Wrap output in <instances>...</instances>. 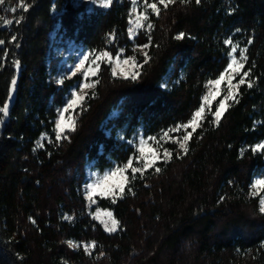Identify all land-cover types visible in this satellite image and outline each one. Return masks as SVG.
<instances>
[{"label": "trees", "instance_id": "obj_1", "mask_svg": "<svg viewBox=\"0 0 264 264\" xmlns=\"http://www.w3.org/2000/svg\"><path fill=\"white\" fill-rule=\"evenodd\" d=\"M131 10V0L107 9L78 0L0 4V17L13 21L0 19V107L15 94L10 116L0 113V264H264V212L253 191L264 155L252 151L264 142V0H176L135 41ZM229 38L247 47L243 71L250 75L238 102L218 125L207 114L186 154L169 145L172 157L155 166L159 173H128L120 199L98 198V209L119 221V231L107 233L85 197L88 165L101 173L124 166L137 155L128 143L137 130L157 137L186 124L227 66ZM69 44L124 51L141 69L135 80L122 78L103 62L75 111V131L57 141L59 110L81 79L57 83L56 48ZM145 44L147 63L135 50Z\"/></svg>", "mask_w": 264, "mask_h": 264}, {"label": "snow or ice", "instance_id": "obj_2", "mask_svg": "<svg viewBox=\"0 0 264 264\" xmlns=\"http://www.w3.org/2000/svg\"><path fill=\"white\" fill-rule=\"evenodd\" d=\"M176 2V0H157V2H153V3H147V0H145V5L147 9H151V11L157 15H159V8L157 6V4L163 5L164 8H167L170 4H174ZM182 3L187 2V0H181ZM201 2V0H196V3L199 4ZM3 3V0H0V4ZM99 3L104 7V8H108L109 6L112 5L113 0H99ZM133 3H135V0H133ZM25 11L27 10V8L25 7L24 9ZM11 11L15 12L16 9H11ZM133 11H136V9L134 8ZM0 19H3V23L4 25H10L13 23L12 20L9 19H5L0 17ZM148 20V15L141 13L140 15H138L136 17V19L134 21H132V25L133 27L129 29V32H133L135 29L137 28H141L144 27V24L142 23L143 21H147ZM18 22V21H17ZM147 27L149 29L152 28V25L149 23L147 24ZM185 36L184 33H180L176 38L177 39H183ZM17 38L15 36L12 37V40L15 41ZM149 42H151V36H149ZM5 43V41L0 40V45H3ZM226 44H229L231 46V50L228 53L229 55V62L227 63L226 68L224 69L223 72L220 73L219 77L217 79H213L210 80L208 83L209 85L213 86V90H210L208 95H205L203 97V103L200 105V107L195 111V113L192 115L191 119L184 125L179 126L182 127L185 130V134L182 137V140H177V142L179 143V147L181 149H183L184 153L186 154L188 149L186 147L187 142L190 140V138L193 135V132H195V130L200 126L201 121L204 119V115H205V111H206V107L208 108V111L210 112V114L212 115V117L214 118V122L218 125L220 123L221 117L223 112L229 107V104L227 103L229 100H232L233 102H238V100L236 99V91L239 88L240 85L245 84L246 83V78L249 77L250 73L249 71H243L241 74V69H243L244 67V62L247 61V56H246V52L247 49L246 48H239L238 45H234L232 44L231 41L226 40L225 41ZM249 43H251V41H249ZM149 47V44H145L142 46L143 49H147ZM239 52V58H237L236 53ZM108 53H101V56H107ZM101 57L97 56L96 60H99ZM144 58H145V63L148 62V60L150 59L149 54L145 51L144 52ZM88 59V56H84L83 59H81L80 63L75 65V68L77 71H79L82 67V65L84 64V62ZM127 63V61H125ZM93 63H95V61H93ZM16 66L19 67V61L16 62ZM99 67V65H97V68ZM75 75V73H73ZM115 74V72H114ZM84 76V82L80 83L78 85V87L81 89V91L83 89H86L88 87H91L92 85L90 83L87 82L88 80V73L85 72L83 73ZM138 73H132L131 78L133 80L137 79ZM239 76V80L236 84H233V80L235 79V77ZM227 83V94L223 96V99H221L218 103V105L216 106V109L214 112L211 111V103L214 100V98L216 96H218L221 92L220 89V85L222 82ZM13 88L16 85V80L15 78L12 79L11 81ZM58 83H63V81H58ZM247 86L248 87H252V83L251 81H247ZM86 93L85 94H80V92L77 91H73L71 93V98L69 100L66 101L65 106L62 108V110L59 111V118L56 121V140L59 141L62 138H66L65 133L69 132V131H75V120L72 119V114L75 113L76 107L78 105H80L86 97ZM95 95V93H93V96ZM8 104H4L3 107H0V113H3L5 116L8 115ZM66 120L68 121V123L66 124ZM0 122H2V120H0ZM179 127L176 129H173V131H179ZM188 129H191L192 131H187ZM168 133H165V136H167ZM151 139V138H150ZM146 141H141V146L139 148V152H140V159L143 160V165L142 167H133L132 163L133 161L130 159L123 168L121 167H116L114 169H110L108 172H106L105 174H103L102 177L97 178L93 183L87 184L86 185V192H87V199L91 202H95L93 200L94 195L100 194L103 195L105 193H111L113 196H116L117 194H123L125 191V183L127 181V177L125 176V173L128 169L131 170L132 179L136 178V174L140 173L141 175L144 174V172H146V170L150 169V168H154L155 172L159 173L161 171V169L159 167H155L156 161L157 160H161L163 159L165 162L171 158V153L165 149L163 156H160L159 153L156 152L155 149L152 150L153 155L152 158L149 159L147 157L144 156V145H145ZM261 149H264V144H257L252 151L256 152L259 151ZM120 176L123 178V182L120 183H109V181L112 180V178ZM257 185H264V180H257L256 181ZM100 190L99 193L97 190ZM129 191H131V189L129 188ZM221 199H223V197H221ZM115 202V201H113ZM261 204L264 205V200H261ZM261 212H264V207L260 208ZM106 219L101 220V223L104 226L105 231L112 233L117 231L118 225H119V221H117L115 218H113L112 213L111 212H106L103 214ZM65 220H71L72 217L65 215L63 217ZM96 219H100V216L97 215L95 217ZM33 224L36 223L35 220L31 221ZM67 244L69 245V247L72 248H77L80 247V245L74 243L73 241H67ZM84 247V251L88 252L89 248L95 247V243H91V244H85L83 245Z\"/></svg>", "mask_w": 264, "mask_h": 264}, {"label": "rangeland", "instance_id": "obj_3", "mask_svg": "<svg viewBox=\"0 0 264 264\" xmlns=\"http://www.w3.org/2000/svg\"><path fill=\"white\" fill-rule=\"evenodd\" d=\"M131 1H132V10H131L130 28L133 27L131 22L134 21L138 15H140L141 13L148 15V20L142 22L144 24V27L137 28L131 33L129 32V36H130L131 41H135V39L140 34H143L144 36L147 35V33L150 30L147 27V24L150 23V17L153 14H155V13H153L151 11V9H147L146 5H145V2H142L141 0H135V3H133V0H131ZM78 2L80 4L88 5L90 8H93L94 6H96V7H100V8H103V9H107V8H104L99 3V0H78ZM157 6H158V8L160 10V7L163 6V5L157 4ZM134 8L136 9V11H133ZM228 40L231 41L232 44L238 45L239 48H246L247 49L245 44L239 38H229ZM227 45L230 47V50H231V46L229 44H227ZM135 50L140 52V54L143 57H144V52L145 51L148 53V48L147 49H143L142 47H137L136 46ZM56 52H57V55L59 57H61V59H62V61L60 63V71H59V74H58V77H57V83H58V81H63L64 82L65 79H72V78H74L76 76H80L81 77V79L71 89L70 97L68 98V100L71 98V93L73 91L80 92V94H85L86 93L87 94L86 97L88 96L89 92L91 90H93L95 85H96L95 79L98 76V73H99V70H100V66H101V64L103 62H106L107 64H110L112 66L113 74L115 72V74H114L115 76L122 77V78H131V75L134 72L138 73V75H139L140 69H141V64L134 58L126 57L124 51H120L116 56H113V55H111L108 52H106V53H108L107 56H101V53H93V52H90V51H88L86 49H83L82 47H78V46H74L73 44H69L67 47H64V46L57 47L56 48ZM102 53H105V52H102ZM236 55H237V58H239V52H237ZM84 56H88V59L84 62V64L82 65L81 69L79 71H77L76 68H75V65L79 64L81 59H83ZM97 56H100L101 58L99 60H96ZM228 58H229V56H228ZM229 60H230V58H229ZM93 61H95V63H93ZM125 61H127V63ZM244 64H245V62H244ZM97 65H99L98 68H97ZM85 72L88 73L87 82L90 83L92 86L88 87L86 89H83L81 91V89L78 87V85L80 83L84 82L83 73H85ZM242 72H243V69H241V74H242ZM73 73H75V75ZM238 80H239V76L235 77V79L233 80V84H236L238 82ZM61 84L62 83H58V85H61ZM219 87L221 89V92L212 101L211 110H212L214 104L218 100L223 99V96L227 94V87L228 86H227L226 81L222 82ZM238 89L236 91V96H237V93H238ZM210 90H213V86L208 85V90H207L205 95H208ZM86 97H85V99H86ZM83 102L76 107V110L81 107ZM232 102H233L232 100H229L227 103L230 105ZM202 103H203V100H202ZM60 110H62V108ZM225 111L223 112V114L225 113ZM209 113L210 112L208 111V108L206 107L204 119H205V116L207 114H209ZM223 114H222V116H223ZM58 118H59V116H58ZM71 118L76 121L75 113L72 114ZM204 119L201 121V124L204 121ZM67 123H68V121L66 120V124ZM182 125H184V124H182ZM182 125H179V126H182ZM179 126H177L176 128H178ZM176 128H173V129H176ZM173 129H170V130L160 134L157 137H146L144 132L141 129L137 130L133 134L131 140H129V142H128L130 145L134 146L136 151H137V155L135 156V158L132 159V161H133L132 166L133 167H142V165H143V160L140 159V152H139V148L141 146V141H146V143L144 145V156L149 158V159L152 158V155H153L152 150L153 149H155L156 152L159 153L160 156H163L165 149H167L170 152V149L168 147L169 145H174V146L177 147V149L179 151H183V149H181L179 147V143L177 142V140H182V137L185 134V130L182 127H179V131H173ZM187 131H192V130L188 129ZM66 133H65V135H66ZM165 133H168V135L165 136ZM44 140H48V137L44 136L41 139V141L39 143V146H42ZM189 141L187 142L186 147L188 146ZM260 144H264V142H262ZM257 152L262 153L264 155V149H261V150H259ZM171 157H172V153H171ZM170 159H168L167 161H169ZM160 162H165V161L163 159L157 160L155 166L158 163H160ZM116 167L123 168L124 166L114 165L110 169H114ZM110 169H108L105 172L101 173V172H99L98 170H96L94 168V163H90L88 165V170H87V184L93 183L97 178L102 177L103 174L108 172ZM128 173H131L130 169H128L126 171V173H125V176L127 178H129ZM137 174H139V173H137ZM257 180H264V177L258 176L254 180V184H253L254 194H255V196H258L260 198V203H261V200H264V185H257L256 184ZM120 182H123V178L120 177V176L114 177V178H112L111 181H109V183H120ZM127 184H128V179H127V181L125 183V188H126ZM97 191L99 193L100 190L98 189ZM84 193H85V197L87 199L86 186H85ZM123 194L122 195L121 194H117L116 196H113L111 193H105L103 195L97 194V195H94V197H93V200L95 201L94 203L87 199L88 204H89V210L91 211L92 216L94 217V219L96 221H98L103 226V224L101 223V220L106 219V217L103 215L104 213L111 212L113 218H115L112 211L104 210V209H101V208L98 209V200H97L98 198L99 199H111V200L116 201V200L120 199L123 196ZM261 207H264V205L261 204ZM97 215L100 216V219H96L95 218ZM103 228H104V226H103ZM119 229H120V225H118L117 231L112 232V233H109L107 231L106 232L109 233V234H114V233L118 232ZM92 248H89V250L92 249Z\"/></svg>", "mask_w": 264, "mask_h": 264}, {"label": "water", "instance_id": "obj_4", "mask_svg": "<svg viewBox=\"0 0 264 264\" xmlns=\"http://www.w3.org/2000/svg\"><path fill=\"white\" fill-rule=\"evenodd\" d=\"M14 102H15V94H12V96L9 98V101L7 102L9 109L7 117H9L11 114L12 108L14 106Z\"/></svg>", "mask_w": 264, "mask_h": 264}]
</instances>
